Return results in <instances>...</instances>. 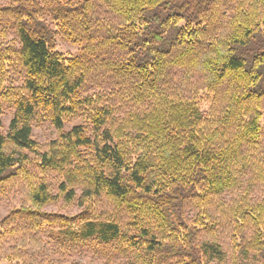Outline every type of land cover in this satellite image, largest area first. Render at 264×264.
<instances>
[{"label": "trees", "instance_id": "obj_1", "mask_svg": "<svg viewBox=\"0 0 264 264\" xmlns=\"http://www.w3.org/2000/svg\"><path fill=\"white\" fill-rule=\"evenodd\" d=\"M263 116L264 0L0 3V189L23 194L0 261L63 264L34 256L47 225L103 264H264Z\"/></svg>", "mask_w": 264, "mask_h": 264}, {"label": "rangeland", "instance_id": "obj_2", "mask_svg": "<svg viewBox=\"0 0 264 264\" xmlns=\"http://www.w3.org/2000/svg\"><path fill=\"white\" fill-rule=\"evenodd\" d=\"M7 0H0V3H5ZM11 37L10 31H8V36ZM56 49L66 56H75L80 52V46L69 42L66 38L57 36L56 37ZM89 89V88H88ZM90 90V89H89ZM208 100L204 99L201 101V108L204 110L208 107ZM12 111L6 110L1 116L3 130L7 129L9 120L11 118ZM84 123L82 117L73 118L71 121L67 122L64 129H70L75 124ZM261 124L264 126V116L261 119ZM56 128L49 122L43 121L37 123L33 126L32 135L38 142L44 143L54 139L57 135ZM52 173L51 182L54 183L56 177ZM55 191V188H53ZM23 201V194L21 186L12 184L5 188V190L0 189V220L4 217L7 212L18 206ZM104 206V205H103ZM83 206H80L78 201L67 203L64 202L62 198H59L56 202L46 205L43 210L46 212L58 213V214H78L82 210ZM100 210L99 203L96 204L95 211ZM38 238L39 242H35L36 248L35 257L40 258L43 261L46 259H51L63 264H71L73 262H92L93 264H103L105 260V255L114 252L103 249L101 246L96 245L94 242H87L86 244L72 245L70 250H67V245L65 244L66 238L62 230L56 226L43 225L40 229L36 231L34 235ZM13 240L10 239L5 242V246L12 244ZM122 256V255H121ZM121 260L123 258L119 257ZM244 261L243 263H245ZM0 264H6L4 261H0ZM246 264H255L254 260H248Z\"/></svg>", "mask_w": 264, "mask_h": 264}]
</instances>
